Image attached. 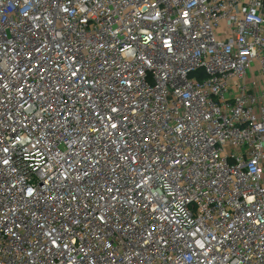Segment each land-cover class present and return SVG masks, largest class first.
<instances>
[{"label": "built area", "instance_id": "1", "mask_svg": "<svg viewBox=\"0 0 264 264\" xmlns=\"http://www.w3.org/2000/svg\"><path fill=\"white\" fill-rule=\"evenodd\" d=\"M0 264H264V0H0Z\"/></svg>", "mask_w": 264, "mask_h": 264}]
</instances>
